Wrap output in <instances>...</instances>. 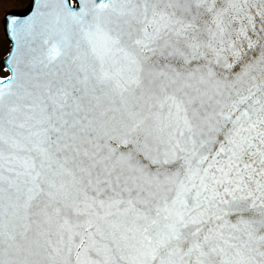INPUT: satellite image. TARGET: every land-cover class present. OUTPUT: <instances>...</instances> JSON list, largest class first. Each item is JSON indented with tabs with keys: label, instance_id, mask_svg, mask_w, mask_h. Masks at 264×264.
Wrapping results in <instances>:
<instances>
[{
	"label": "snow or ice",
	"instance_id": "snow-or-ice-1",
	"mask_svg": "<svg viewBox=\"0 0 264 264\" xmlns=\"http://www.w3.org/2000/svg\"><path fill=\"white\" fill-rule=\"evenodd\" d=\"M0 23V264H264V0Z\"/></svg>",
	"mask_w": 264,
	"mask_h": 264
},
{
	"label": "rangeland",
	"instance_id": "rangeland-1",
	"mask_svg": "<svg viewBox=\"0 0 264 264\" xmlns=\"http://www.w3.org/2000/svg\"><path fill=\"white\" fill-rule=\"evenodd\" d=\"M28 0H0V22L5 12L10 10H19L25 8ZM8 43L3 35L2 26L0 23V59L5 55L7 51ZM0 73L2 70L0 69Z\"/></svg>",
	"mask_w": 264,
	"mask_h": 264
},
{
	"label": "water",
	"instance_id": "water-1",
	"mask_svg": "<svg viewBox=\"0 0 264 264\" xmlns=\"http://www.w3.org/2000/svg\"><path fill=\"white\" fill-rule=\"evenodd\" d=\"M25 10V8H23V9H20V10H10V11H7V12H13V13H19V12H21V11H24ZM4 18V17H3ZM3 18H2V20H1V22L3 21ZM2 24V23H1ZM2 27H3V24H2ZM4 59V57L2 58V59H0V60H3Z\"/></svg>",
	"mask_w": 264,
	"mask_h": 264
}]
</instances>
